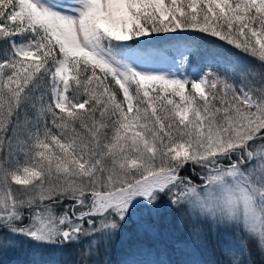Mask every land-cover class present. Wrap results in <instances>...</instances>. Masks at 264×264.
<instances>
[{"label": "snow or ice", "instance_id": "obj_1", "mask_svg": "<svg viewBox=\"0 0 264 264\" xmlns=\"http://www.w3.org/2000/svg\"><path fill=\"white\" fill-rule=\"evenodd\" d=\"M164 214L215 259L129 264H264V0H0V252L151 256Z\"/></svg>", "mask_w": 264, "mask_h": 264}, {"label": "trees", "instance_id": "obj_2", "mask_svg": "<svg viewBox=\"0 0 264 264\" xmlns=\"http://www.w3.org/2000/svg\"><path fill=\"white\" fill-rule=\"evenodd\" d=\"M162 233L165 235L161 239V248L159 250L154 249L151 256H139L133 255L134 245L144 241L145 238L136 234L134 228L128 227L125 232L116 239L112 245L110 253L107 257L110 264H129L133 260H181V261H210L215 259L214 255L209 253H180L173 252L174 242L182 240L185 236V232L180 225H178L174 218L164 214L158 221ZM208 239L210 241V249L216 250L223 244L228 243L224 233H217L211 230L208 231ZM73 248L69 247L64 250L63 255L57 254L53 256L50 250H43L40 254L34 255L33 250L27 247H20L17 249L9 250L6 252H0V264H31L33 260L44 259L51 260L56 259L60 261L73 260ZM159 251V254H157ZM254 259H259L253 250Z\"/></svg>", "mask_w": 264, "mask_h": 264}, {"label": "rangeland", "instance_id": "obj_3", "mask_svg": "<svg viewBox=\"0 0 264 264\" xmlns=\"http://www.w3.org/2000/svg\"><path fill=\"white\" fill-rule=\"evenodd\" d=\"M167 215V214H166ZM9 251V250H8ZM56 256V255H55Z\"/></svg>", "mask_w": 264, "mask_h": 264}]
</instances>
